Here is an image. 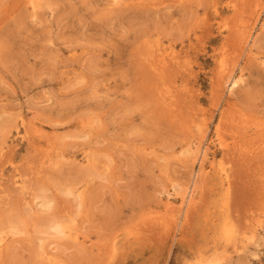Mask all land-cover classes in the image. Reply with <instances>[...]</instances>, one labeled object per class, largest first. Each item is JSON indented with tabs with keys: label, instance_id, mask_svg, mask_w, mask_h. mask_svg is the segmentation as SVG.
<instances>
[{
	"label": "rangeland",
	"instance_id": "obj_1",
	"mask_svg": "<svg viewBox=\"0 0 264 264\" xmlns=\"http://www.w3.org/2000/svg\"><path fill=\"white\" fill-rule=\"evenodd\" d=\"M114 1L0 0V264H264V0Z\"/></svg>",
	"mask_w": 264,
	"mask_h": 264
},
{
	"label": "bare ground",
	"instance_id": "obj_2",
	"mask_svg": "<svg viewBox=\"0 0 264 264\" xmlns=\"http://www.w3.org/2000/svg\"><path fill=\"white\" fill-rule=\"evenodd\" d=\"M115 1H116V0H115ZM115 1H114V2H115ZM162 56H163V55H162ZM162 61H163V60H162ZM158 62H159V61H158ZM154 65H155V64H154ZM154 65H153V66H154ZM229 81H230V80H229ZM234 84H235V81H233V83H232V85H231V88L234 86ZM231 88H230V89H231ZM230 89H229V90H230ZM205 148H206V147H205ZM206 155H207V149H205V150L202 151V155H201V158L199 159V161H200V160H203L204 157H206ZM200 164H201V163H200ZM202 170H203V169H202ZM23 186H24V185H23ZM25 186H26V185H25ZM192 188H193V186H192ZM191 191H192V189H191ZM189 192H190V191H189ZM190 193H191V192H190ZM79 194H80V193H79ZM192 194H194V193H192ZM191 196H192V195H191ZM189 198H190V197H189ZM189 198H188V199H189ZM190 200H191V199H190ZM190 200H189V201H190ZM158 214H159V213H158ZM53 228H54V227H53ZM66 228H68V227H66ZM56 229H57V231H58L59 233H60V232H62V233L64 232V230H63L62 228H57V227H56ZM227 230H228V229H227ZM66 233H67V232H66ZM61 235H62V234H61ZM75 235H76V234H75ZM68 236H69V235H68ZM74 237H75V236H74ZM74 237H73V238H74ZM0 242H1V241H0Z\"/></svg>",
	"mask_w": 264,
	"mask_h": 264
}]
</instances>
